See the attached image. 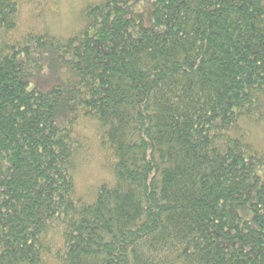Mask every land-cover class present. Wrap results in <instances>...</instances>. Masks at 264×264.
<instances>
[{
	"label": "trees",
	"instance_id": "obj_1",
	"mask_svg": "<svg viewBox=\"0 0 264 264\" xmlns=\"http://www.w3.org/2000/svg\"><path fill=\"white\" fill-rule=\"evenodd\" d=\"M30 1L0 0V264H264V153L240 123L264 119L261 0H103L70 36L12 41ZM79 117L115 157L90 203Z\"/></svg>",
	"mask_w": 264,
	"mask_h": 264
},
{
	"label": "rangeland",
	"instance_id": "obj_2",
	"mask_svg": "<svg viewBox=\"0 0 264 264\" xmlns=\"http://www.w3.org/2000/svg\"><path fill=\"white\" fill-rule=\"evenodd\" d=\"M100 1L103 0H33L22 3L17 27L10 34L11 40H19L22 35L29 33L28 31L70 36L83 26L84 8ZM261 2L264 4V0ZM36 80L41 82L42 87H47L60 81V78L46 66L45 70L36 76ZM252 121L244 118L240 123L242 127H248L246 130L249 131L253 146L264 153V119L260 122ZM94 122L98 124L97 127ZM77 123L73 127L76 142L73 145L70 173L75 185V195L90 203L94 200L99 186L113 185L115 157L96 119L79 117ZM45 264L59 263L51 256H46Z\"/></svg>",
	"mask_w": 264,
	"mask_h": 264
}]
</instances>
